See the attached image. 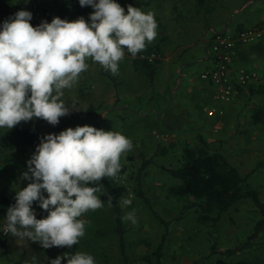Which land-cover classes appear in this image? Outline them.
<instances>
[{"label":"rangeland","instance_id":"rangeland-1","mask_svg":"<svg viewBox=\"0 0 264 264\" xmlns=\"http://www.w3.org/2000/svg\"><path fill=\"white\" fill-rule=\"evenodd\" d=\"M77 2L78 0H0V23L20 10H28L33 3L54 10L56 17L69 19L77 9ZM117 2L125 11L129 4H133V0ZM191 2L183 0L182 4V0H154L146 10L154 14L157 29L167 34L170 32V42L174 46L195 42L191 46L192 50L203 45H207L209 49L211 35L205 33L209 29L207 26L219 28L214 20V14L231 5L234 0H198V4L193 8ZM141 6L143 5H138L136 1V7L143 11ZM190 11L193 12L192 15ZM78 18L80 16L76 19ZM205 24L207 25L204 28ZM200 26L204 28L202 32ZM159 44L156 45L159 47ZM79 77H83L80 89L77 82L71 89H65L63 99L68 106H72L75 101L78 108L87 111L72 110L70 115L61 117L60 123L56 126L43 119L21 122L19 125L34 128L39 143L41 136L59 134L69 127L75 128L78 125L118 131L131 140L132 149L124 153L120 160L125 166V172L119 175L121 183L127 187V194L123 198L132 199L130 206H122L123 217L129 212H134L136 218L135 223L124 220L126 229L124 243L129 264H157L155 253L163 239L162 264L195 262L216 264L218 255L208 257L213 242L218 244L220 251H225L247 239L259 217L251 199L240 201L216 223H199L193 208L179 218L184 199L168 194V188L179 181L165 168H173L180 164L185 146H203L201 142L203 137L207 141L205 148L208 151L221 152L241 173L250 174L248 182L264 200V126L254 124L252 121L255 109L264 106L262 95L242 98L239 107L230 108L229 118L224 117L219 127L211 129L202 112L207 101L203 97H187L190 103L189 114L187 117L184 114L182 116L177 114L178 118L181 116L180 120H183V123L180 129L170 132L172 140L164 142L162 137H154L153 131H163L170 121L167 119L160 121L154 114L145 116L148 110L153 109L149 105L154 102L149 103L142 90H129L131 80L119 83L116 75L104 70L95 62L89 63L87 71L82 72ZM166 78L167 68H161L154 77V85L161 88L159 91L166 87ZM153 89L149 94L152 91L159 93ZM111 98L113 104L110 103ZM116 101L118 105H115ZM243 103L244 106L241 105ZM105 109L110 113L106 115ZM120 110L121 112H117ZM202 123L206 129L209 126L208 132L200 127ZM17 126L10 130L0 129V135L12 133ZM160 146L167 147V152L157 154ZM35 149L22 146L16 140L10 145H0V208L4 206L2 203L4 198L14 204L15 191L19 190V187L27 186L29 181H21V175L27 171V161ZM150 158L153 161L142 170L143 162ZM140 192L150 200L155 212L169 222L168 228L155 217L154 211ZM33 207L38 219L47 216L48 213L38 204H34ZM4 218L0 214V222ZM81 218L86 221V234L79 240L78 251L91 254L96 264H126L119 234L109 231L114 227L112 206L104 202L102 208L90 210ZM98 231L108 233L100 236L97 234ZM7 238L8 253L5 255L0 249V264H49L48 258H55L69 249L67 246L45 249L38 242L20 240L11 234H7ZM253 254L250 256L236 254L223 258L234 264L245 257L250 260L254 259L255 255L264 257V250L255 251ZM62 264H67V260Z\"/></svg>","mask_w":264,"mask_h":264},{"label":"clouds","instance_id":"clouds-1","mask_svg":"<svg viewBox=\"0 0 264 264\" xmlns=\"http://www.w3.org/2000/svg\"><path fill=\"white\" fill-rule=\"evenodd\" d=\"M81 7L94 10L89 19L69 21L54 17L33 26V14L20 10L0 24V129H13L21 122L43 119L56 126L72 110L63 97L91 59L114 76L125 49L135 57L157 37L154 14L129 4L127 11L117 0H79ZM133 145L118 131L94 126L69 127L40 137L21 181L26 187L15 191V203L0 222V234L38 242L41 247L71 248L86 234L88 211L104 206L103 178H118L124 153ZM91 185V186H90ZM47 195H46V194ZM130 206L131 198H123ZM34 204L45 210L38 219ZM124 220L136 222L134 212ZM49 264H96L88 253L68 252L48 258Z\"/></svg>","mask_w":264,"mask_h":264},{"label":"trees","instance_id":"trees-1","mask_svg":"<svg viewBox=\"0 0 264 264\" xmlns=\"http://www.w3.org/2000/svg\"><path fill=\"white\" fill-rule=\"evenodd\" d=\"M135 1H137L138 4H149L154 0H146L145 2L139 0ZM76 7L77 9L73 12L72 17L67 20H76L78 16L84 17L88 20L90 14L94 11L91 6L81 7L79 0ZM60 18L64 19V17ZM151 51L152 48H148L138 53L134 57V65L138 72L148 76L151 81H153L160 60L158 58L150 60L149 55L151 54ZM125 52L131 55L126 49ZM245 88L249 89L251 95H262L264 97V82L258 85L250 84L245 87H239V91H243ZM252 119L254 124L264 126V106L255 109L252 114ZM13 140H16L19 144L25 147L36 148L39 144L36 130L24 125H18L12 133L0 135V145H10ZM201 142L203 145L201 147L185 146L180 164L173 168H165L172 177L179 181L177 184L168 188V194L178 199H184L179 218H182L187 210L193 208L197 214L196 220L199 223H216L221 219L224 213L230 211L240 201L245 199H251L253 201L258 210L259 217L253 231L247 239L225 251H220L216 242L212 243L208 257L218 255L219 257L216 264H231V262L223 257L236 254H249L250 256V254H253L255 251L264 250V240H262V237H264V200L260 198L258 191L248 182L250 174L245 175L241 173L240 170L221 152L208 151L205 148L207 141L203 137L201 138ZM165 152H167V147L160 146L157 154H164ZM152 158L143 162L142 170L153 161ZM124 172L125 166L122 165V170L119 175ZM119 175L118 178H103L101 181L104 185L102 192L108 193L112 197L111 206L113 209L114 227L109 231L119 234L122 255L125 263L129 264L124 243L126 229L124 225L122 205L120 203L123 197L127 194V187L121 183ZM139 194L145 199V202L151 206L155 217L163 223L166 228H168L169 222L155 212L150 200L145 197L143 193L140 192ZM97 195L100 196L102 201L108 203V195H103L102 193H98ZM2 203L4 206L0 208V214L5 217L7 208L11 206L12 203L7 198H4ZM106 233H108V231L105 233L102 231L97 232L100 236H103V234ZM163 238H165V236ZM163 244L164 239L155 253L157 264H162ZM0 249L3 254L6 255L8 253L7 234H0ZM77 251L78 244L73 245L68 249L69 254H74ZM254 257L255 258L251 260L250 258L245 257L243 260H237L234 264H264V257L259 255H255ZM193 264H197V262Z\"/></svg>","mask_w":264,"mask_h":264},{"label":"crops","instance_id":"crops-1","mask_svg":"<svg viewBox=\"0 0 264 264\" xmlns=\"http://www.w3.org/2000/svg\"><path fill=\"white\" fill-rule=\"evenodd\" d=\"M191 1L192 8L195 4H198V0H195V2L194 0ZM152 2L149 4H142L143 6H141V8H143L144 12H149L146 8L150 7ZM132 5L136 7L135 0H133ZM194 12L196 13L195 9ZM192 14L193 12L190 11V15ZM214 16V20L219 28L207 26L209 29L205 31V33H209L211 35L210 38L216 31L225 30L231 33H236L245 28L256 27L264 19V0H234L231 5L228 7L226 6V8L223 7L222 10L216 12ZM206 25L207 24L204 25V28ZM204 28L203 26H200V32H202ZM169 35L170 32L167 34L160 29H157L156 38L158 40H154L146 47V49L152 48L151 54L149 55L150 60L155 58L160 60L155 76L159 73L161 68H167V81L164 89L159 91L158 89L161 88H156L154 80L151 81L148 76L138 72L134 65V57L126 52L124 58L119 62V72L116 75L119 79V83H124L127 79L131 80V83L128 85V88H130L129 90H142L144 91V95L147 96V101L149 103L154 102L149 105L153 109L148 110L145 116H152L154 114L157 115L156 118L160 121H170L169 125H165V129L163 131H153V134L156 135H154V137L156 138L163 136L168 137L167 139L162 138L164 142L172 140L173 136L170 132L173 133L176 129H180V126L183 123V120H180L182 114L186 115V117L189 114L188 106L190 103L188 102L187 97H203L207 101L202 109V112L211 129L219 127L224 117L229 118L230 115H228V112L230 111V108L239 107V103H241L242 98L251 96L249 89L245 88L243 91H239L238 95L231 103H219L216 99L215 86L200 77L203 71L211 67V61L208 57L209 49L207 45H203L201 47L195 46L196 48H194V50H192L191 46H193L195 42L174 46L170 42ZM160 40H163V42L161 43ZM157 43L159 44V47L156 45ZM231 59L233 61L234 68L245 66L251 69H256L262 76H264V39L252 45L237 47ZM91 62H93L91 59L86 61L88 64ZM198 65L199 69H197ZM82 81L83 77H79L78 89H80ZM151 89H156L159 93H153L152 91V93L149 94ZM112 101L113 99L110 103H112ZM115 103H117L115 105H118L117 101ZM107 104L109 103L107 102ZM241 105L244 106V103ZM213 108L218 110L222 109L224 111L222 114L217 113L214 117H211L208 115V111ZM121 110L117 112H121ZM105 112L106 115L110 113L107 109H105ZM177 114L181 116L178 118ZM176 122H178V124H176ZM200 127L204 130L208 129H206L203 123ZM194 129H196V127H194Z\"/></svg>","mask_w":264,"mask_h":264},{"label":"built area","instance_id":"built-area-1","mask_svg":"<svg viewBox=\"0 0 264 264\" xmlns=\"http://www.w3.org/2000/svg\"><path fill=\"white\" fill-rule=\"evenodd\" d=\"M27 11L33 14L32 25L35 27L43 20L51 22L56 13L54 10L33 3ZM264 39V19L261 23L252 28H245L236 33L225 30L216 31L211 37V45L208 57L211 67L203 71L201 79L209 81L215 86L216 99L219 103L229 104L239 93V87L264 82L262 76L256 69L245 66L234 68L232 55L239 46L252 45ZM224 110L213 108L208 115L214 117L217 113L222 114ZM163 139L168 137L163 136ZM132 196V195H131Z\"/></svg>","mask_w":264,"mask_h":264}]
</instances>
